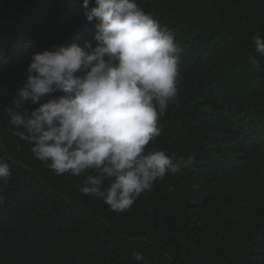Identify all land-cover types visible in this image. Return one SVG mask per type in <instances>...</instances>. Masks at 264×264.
Returning a JSON list of instances; mask_svg holds the SVG:
<instances>
[{"label":"trees","instance_id":"16d2710c","mask_svg":"<svg viewBox=\"0 0 264 264\" xmlns=\"http://www.w3.org/2000/svg\"><path fill=\"white\" fill-rule=\"evenodd\" d=\"M135 3L174 35L180 48L178 93H191L175 112L183 123L162 132L153 149L176 159L194 156L195 163L167 174L125 211L83 194L84 175H56L14 134L12 124L9 131L7 107L35 110L20 100L16 83L35 46H20L16 55L6 46L0 159L11 175L0 181V189L20 186L14 191L25 204L21 220L32 225L22 231L45 246L36 252L22 235L19 264H143L137 253L148 264H264V56L253 41L256 35L264 38V0ZM80 5V0H0V15L20 9L53 23L63 41L76 31L94 38L98 21L89 22ZM217 124L223 128L219 136L196 156L188 153L186 136L202 131L196 126ZM213 202L217 211L208 221L206 208ZM13 240V231L0 220V249Z\"/></svg>","mask_w":264,"mask_h":264},{"label":"clouds","instance_id":"9594fccd","mask_svg":"<svg viewBox=\"0 0 264 264\" xmlns=\"http://www.w3.org/2000/svg\"><path fill=\"white\" fill-rule=\"evenodd\" d=\"M92 2L80 0L79 7L89 22L98 21L94 38L76 31L63 41L53 23L20 9L0 15V85L7 66L4 48L16 55L20 46H35L16 82L20 100H28L35 110L7 107L10 119L5 122L56 175H84L80 191L121 212L167 174L182 173L195 163L194 156L176 159L153 149L162 132L183 123L175 112L191 93H178L180 48L166 26L135 0H94L91 7ZM253 41L264 56V38L256 35ZM251 62L259 71L260 64L254 58ZM16 103L19 107L20 101ZM196 127L203 129L186 136L188 153L195 156L223 130L220 124ZM10 175L9 164L0 159V181ZM16 186L20 191L17 184L0 189V220L14 235L12 245L0 249V264L23 262L16 253L22 235L34 251L45 248L43 240L22 231L32 225L21 220L25 204H20ZM206 211L209 221L217 203ZM135 258L148 264L139 253Z\"/></svg>","mask_w":264,"mask_h":264}]
</instances>
